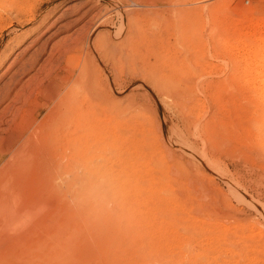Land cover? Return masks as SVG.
I'll use <instances>...</instances> for the list:
<instances>
[{
  "label": "rangeland",
  "instance_id": "1",
  "mask_svg": "<svg viewBox=\"0 0 264 264\" xmlns=\"http://www.w3.org/2000/svg\"><path fill=\"white\" fill-rule=\"evenodd\" d=\"M255 27H264V0H0V89L37 38L50 39L22 82L51 53L46 70L81 68L86 46L64 48L90 34V80L115 106L95 115L128 125L138 143L132 167L118 169L120 193L137 190L120 213L124 264H264V96L250 72L264 36ZM142 31L158 40L148 50ZM143 57H157L159 74L139 73Z\"/></svg>",
  "mask_w": 264,
  "mask_h": 264
},
{
  "label": "bare ground",
  "instance_id": "2",
  "mask_svg": "<svg viewBox=\"0 0 264 264\" xmlns=\"http://www.w3.org/2000/svg\"><path fill=\"white\" fill-rule=\"evenodd\" d=\"M90 11L88 8L57 32L79 23ZM127 33L126 42L130 43L132 37L129 30ZM145 34L140 32L137 41L148 50L153 44L149 39L155 34L150 38ZM253 35L262 42L264 27H255ZM49 39L35 40L36 50L21 58L15 71H7L11 75L0 89V105L8 101L0 112V264H124L125 230L120 213H127L137 197L135 187L129 197L120 193L118 169L121 173L122 166L128 169L133 165L138 154L135 132L113 120L105 125L101 116L95 115L102 107L115 111V106L109 91L90 80V34L83 45L64 48L72 52L86 46L81 68L66 72L67 76L57 69L46 70L54 58L51 53L37 74L22 82L45 53ZM133 42L128 52L140 53L136 45L133 49ZM254 58L255 67H259L250 70L257 79L254 89L264 96V67L260 65L264 47H258ZM142 59L139 73L151 78L159 74L157 57L153 62ZM7 116L11 119L6 120Z\"/></svg>",
  "mask_w": 264,
  "mask_h": 264
}]
</instances>
